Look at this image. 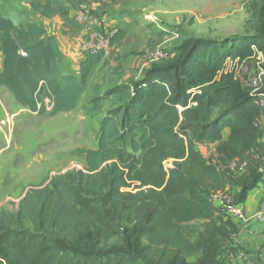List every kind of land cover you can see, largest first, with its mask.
Returning <instances> with one entry per match:
<instances>
[{
	"label": "trees",
	"instance_id": "obj_1",
	"mask_svg": "<svg viewBox=\"0 0 264 264\" xmlns=\"http://www.w3.org/2000/svg\"><path fill=\"white\" fill-rule=\"evenodd\" d=\"M35 6L47 15L63 12L59 0ZM249 10L251 35H184L173 57L133 85L92 99L95 110L103 99L119 101L99 120L97 148L76 150L83 169L28 190L15 218L0 221V264H227L221 257L237 228L213 196L235 186L243 201L260 178L252 172L244 180L230 169L263 136L257 101L264 82L252 92L224 73L228 59L264 50V0ZM0 54V90L38 115L47 99L51 116L76 110L102 59L87 53L77 75H63L55 37L1 13ZM201 143L214 144L213 159L200 153Z\"/></svg>",
	"mask_w": 264,
	"mask_h": 264
},
{
	"label": "rangeland",
	"instance_id": "obj_2",
	"mask_svg": "<svg viewBox=\"0 0 264 264\" xmlns=\"http://www.w3.org/2000/svg\"><path fill=\"white\" fill-rule=\"evenodd\" d=\"M59 1L63 12L47 15L35 6L45 0H0L1 15L15 26L36 24L65 43L73 41L80 62L87 54L81 50L82 43H94L102 35L107 39L98 52L102 59L84 86L78 107L70 113L51 116L45 99L46 110L38 115L0 90V221L15 218L28 190L43 188L52 177L63 179L84 168L83 158L75 151L97 148L99 120L119 103L117 97L103 99L95 110L94 97H102L117 85H133L151 66L173 57L184 35L220 40L249 36L254 26L249 10L254 0ZM56 7L53 3L51 8ZM81 8L86 14L82 25L74 20ZM111 31L114 35L107 37ZM61 71L77 75L66 61ZM198 148L206 160L213 159L214 144L201 143ZM224 194L216 193L213 201Z\"/></svg>",
	"mask_w": 264,
	"mask_h": 264
},
{
	"label": "crops",
	"instance_id": "obj_3",
	"mask_svg": "<svg viewBox=\"0 0 264 264\" xmlns=\"http://www.w3.org/2000/svg\"><path fill=\"white\" fill-rule=\"evenodd\" d=\"M44 29L49 35L55 37L62 52L63 61L58 66L60 72L62 73L61 66L66 61L78 74L81 59L76 55L78 51L74 48L75 46L72 44L73 41L65 43L62 38L57 37L56 33H51L50 30ZM0 56L2 57L1 54ZM2 60L3 57L0 59V71L2 69ZM255 62V59L249 61L254 73L258 70V65ZM261 66L264 67V61ZM244 87L246 86L244 85ZM257 125L262 131L263 136L259 140L258 146L245 156L244 160L247 162L248 166L244 173L241 174V177L247 180L252 172H258L260 174L259 181L252 190L247 192L243 201L239 200L240 190L237 187L228 186L225 192L233 203H238L243 207L245 213L243 217H229L237 228V234L229 243L228 252L221 257L227 264H264V220L260 222L256 219V213L261 205L264 204V111L257 119ZM230 191H232V195H230ZM218 197L219 200H214L213 204L222 209V196L218 195ZM213 198L215 197L213 196Z\"/></svg>",
	"mask_w": 264,
	"mask_h": 264
},
{
	"label": "built area",
	"instance_id": "obj_4",
	"mask_svg": "<svg viewBox=\"0 0 264 264\" xmlns=\"http://www.w3.org/2000/svg\"><path fill=\"white\" fill-rule=\"evenodd\" d=\"M74 20L82 25L86 20V14L83 8L77 11L74 15ZM114 35V31L109 33L107 37ZM103 36V35H102ZM99 36L96 42L82 43L81 50L90 54H97L99 49L104 43H107V39L104 36ZM255 54L249 60L239 61L238 59H228L225 63L224 73H232L235 78L244 86L250 88L252 92H258L263 86L264 82V68L261 66L264 61V50L258 51L254 48ZM251 59L256 60L257 72L254 73L251 69V64L249 61ZM258 107L261 111H264V94L260 95L258 98ZM191 106H195L194 102L189 103ZM178 111L181 112L183 108L177 106ZM258 126V125H257ZM247 162L245 160L238 163H232L230 169L236 171L237 173L244 172L247 168ZM222 209L229 217H243L245 216L243 207L238 203H233L228 195H224L221 199ZM256 219L258 221L264 220V204L261 205L258 212L256 213Z\"/></svg>",
	"mask_w": 264,
	"mask_h": 264
}]
</instances>
